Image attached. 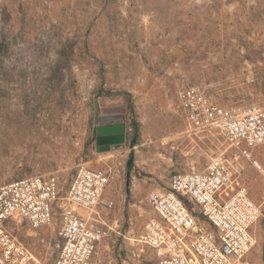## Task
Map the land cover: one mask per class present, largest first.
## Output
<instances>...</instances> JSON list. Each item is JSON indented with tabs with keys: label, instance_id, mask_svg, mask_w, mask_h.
Returning a JSON list of instances; mask_svg holds the SVG:
<instances>
[{
	"label": "rangeland",
	"instance_id": "1",
	"mask_svg": "<svg viewBox=\"0 0 264 264\" xmlns=\"http://www.w3.org/2000/svg\"><path fill=\"white\" fill-rule=\"evenodd\" d=\"M192 87L239 113L264 107V0H0V185L55 175L64 195L81 166L106 172L113 206L99 207L108 234L95 260L149 264L139 238L152 192L235 154L216 129L190 127L182 93ZM107 115L126 122V138L101 151ZM255 155L264 167V147ZM234 166L262 209L240 264H264V174L244 158ZM12 227L54 262L59 211L49 225Z\"/></svg>",
	"mask_w": 264,
	"mask_h": 264
},
{
	"label": "built area",
	"instance_id": "2",
	"mask_svg": "<svg viewBox=\"0 0 264 264\" xmlns=\"http://www.w3.org/2000/svg\"><path fill=\"white\" fill-rule=\"evenodd\" d=\"M182 107L190 127L216 129L235 154L232 160L216 156L203 170L176 172L168 189L153 191L155 215L145 222L139 242L155 253L149 264H240L256 244L253 227L262 209L235 178L234 163L244 158L264 174L255 155L264 147V107L239 113L194 87L183 91ZM109 181L106 172L81 166L64 195L55 175L1 184L0 264H44L12 223L49 225L58 211L60 249L52 264H98L97 248L108 234L99 207L113 206L103 200Z\"/></svg>",
	"mask_w": 264,
	"mask_h": 264
},
{
	"label": "water",
	"instance_id": "3",
	"mask_svg": "<svg viewBox=\"0 0 264 264\" xmlns=\"http://www.w3.org/2000/svg\"><path fill=\"white\" fill-rule=\"evenodd\" d=\"M100 135L97 138L101 151H108L113 146L121 145L125 142V124L121 123L113 127L100 126L98 129Z\"/></svg>",
	"mask_w": 264,
	"mask_h": 264
},
{
	"label": "crops",
	"instance_id": "4",
	"mask_svg": "<svg viewBox=\"0 0 264 264\" xmlns=\"http://www.w3.org/2000/svg\"><path fill=\"white\" fill-rule=\"evenodd\" d=\"M119 120L116 119L114 115H107L103 122L100 123V126L103 127H113L115 125H119ZM125 125L127 126L126 122ZM127 128V127H126Z\"/></svg>",
	"mask_w": 264,
	"mask_h": 264
},
{
	"label": "trees",
	"instance_id": "5",
	"mask_svg": "<svg viewBox=\"0 0 264 264\" xmlns=\"http://www.w3.org/2000/svg\"><path fill=\"white\" fill-rule=\"evenodd\" d=\"M132 156H133V155H130V158H129V160H128V163H129V164H130V162H131Z\"/></svg>",
	"mask_w": 264,
	"mask_h": 264
},
{
	"label": "flooded vegetation",
	"instance_id": "6",
	"mask_svg": "<svg viewBox=\"0 0 264 264\" xmlns=\"http://www.w3.org/2000/svg\"><path fill=\"white\" fill-rule=\"evenodd\" d=\"M125 133H126V127H125ZM100 135V133L98 134V136ZM98 136H97V138H98Z\"/></svg>",
	"mask_w": 264,
	"mask_h": 264
}]
</instances>
